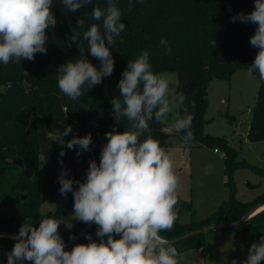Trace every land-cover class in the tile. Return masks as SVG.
Here are the masks:
<instances>
[{"label":"trees","instance_id":"obj_1","mask_svg":"<svg viewBox=\"0 0 264 264\" xmlns=\"http://www.w3.org/2000/svg\"><path fill=\"white\" fill-rule=\"evenodd\" d=\"M94 3L106 7L105 0H94ZM116 3L122 10L121 21L126 27L111 49L114 72L77 100L69 99L60 91L57 68L80 56V48L76 44L69 47L66 41L77 27L78 18L85 20L86 27L94 22L91 20V5L71 13L63 10L59 0H54L52 11L57 25L47 30V54L37 53L34 61L22 59L20 64H0V231L18 233L25 217H32L33 224L38 226L41 218L60 217L73 209L71 193L67 195V202L61 203L57 199L59 161L62 159L63 166L71 170L70 176L83 181L88 161L95 159L99 162L101 147L106 143L105 133L114 126L121 132L127 127L126 118L121 119L120 125L116 124L110 101L119 96L117 84L128 61L144 51L149 53L154 73L178 72L176 93L186 97L184 105L189 113L194 112L193 141L224 152L226 185L230 189L228 199L203 218L197 215L192 201H185L181 212L190 211L191 220H177L171 230L160 235L170 240L212 224L235 222L253 207L264 203V192L253 200L239 199L233 180L238 167L248 166L260 174H264V168L239 160V151L231 145L228 136L205 132V125L210 121L206 117L209 83L214 79L230 80L237 71L247 70L258 51L249 42L255 25L232 21L238 13H250L254 0H133L130 12L127 10L128 0H116ZM161 40L167 41L170 52L161 46ZM80 44L88 60L99 67V61L87 53V43L81 39ZM253 74L259 79L258 73ZM172 86L170 83V88ZM68 125H72L73 132L64 138L65 141L73 135L90 133V151L78 157L74 150L64 148L65 155L60 157L62 146L51 140V134L63 131ZM164 127L163 121L152 122L150 133L145 137L150 134L162 146L168 135ZM175 133L183 139V132ZM247 138L253 142L264 141V81L260 79ZM16 157L22 158L23 166L14 164ZM23 194L27 195L26 199H22ZM47 199L57 202L55 211L42 212L41 206ZM85 226L77 221L63 232L61 236L65 243L71 242L73 239L69 237H76ZM96 228L91 224L85 234L90 233L94 240H98ZM225 229L237 230L242 243L250 247L264 234V209L247 221ZM221 230L224 229L214 232ZM207 233L195 234L172 244L179 254L199 248L207 257ZM85 234L67 249L87 243ZM14 243L11 237L0 236V264H7L5 253L11 251Z\"/></svg>","mask_w":264,"mask_h":264},{"label":"clouds","instance_id":"obj_2","mask_svg":"<svg viewBox=\"0 0 264 264\" xmlns=\"http://www.w3.org/2000/svg\"><path fill=\"white\" fill-rule=\"evenodd\" d=\"M59 2L65 12L71 13L92 6L94 22L86 27L85 20L78 18L75 29L80 31L73 29L66 41L69 47L76 44L80 48V56L57 68L60 91L75 101L113 74L111 49L126 25L116 0H105L106 7L98 6L94 0ZM53 3L54 0H0V64H20L22 59L34 61L37 53L47 54V30L57 25ZM132 7L133 0H128L127 10L130 12ZM232 21L255 25L249 42L258 51L247 74L251 77L258 73L264 81V0H254L250 13H238ZM81 39L87 43V53L99 61V67L88 60L81 49ZM160 43L171 51L166 40ZM170 83L167 76L152 71L147 51L130 59L117 84L119 96L110 101L116 124L126 118L127 127L121 132L114 126L105 133L99 162L88 161L83 181L70 176L71 170L63 166L62 159L59 161V194L65 198L72 194V219L95 224L99 239L85 234L88 242L75 244L69 250L59 231L61 219L41 218L37 226L32 217H25L17 235L11 237L15 243L5 253L7 264H179L177 248L160 233L171 230L178 219L180 178L174 171L172 153L150 134L145 137L152 122L161 123L173 114L170 128L184 133L185 144L194 140V112L189 113L184 105L186 97L170 88ZM174 107L178 111L174 112ZM72 132V125H68L51 134V140L62 146L60 157L65 155L64 148L74 150L78 157L91 150L90 133L73 135L65 141ZM65 226L70 229L72 224ZM262 261L264 234L250 245L242 264ZM232 264L237 261L233 259Z\"/></svg>","mask_w":264,"mask_h":264},{"label":"rangeland","instance_id":"obj_3","mask_svg":"<svg viewBox=\"0 0 264 264\" xmlns=\"http://www.w3.org/2000/svg\"><path fill=\"white\" fill-rule=\"evenodd\" d=\"M158 74L167 76L176 91L179 82L177 71H160ZM258 89L259 79L254 74L249 77L246 69L237 71L230 80H212L208 86L209 107L206 113L210 121L205 125V132L228 136L231 145L239 151V160H246L264 168V163L260 159L261 153L264 152V144L247 138ZM173 110L178 111L175 107ZM163 122L168 135L162 147L172 153L174 171L180 178L177 205L180 214L177 220L182 222L191 220L190 211L185 209L181 212L185 201H192L199 218L209 216L230 195V189L226 185L225 154L221 149L215 151L214 148L196 141L185 144L175 130L170 128L174 122L173 114H169ZM44 162L42 158V164ZM233 180L235 194L243 201L253 200L258 192H264V174L256 172L251 167H238L233 173ZM57 199L61 203L68 200L59 193ZM56 208L57 202L52 199L45 200L41 206L44 213L55 211ZM72 212L73 209L60 217H52L63 221L60 224V234L69 229L65 226L66 223L73 226L77 222L72 219ZM214 231L216 230L207 233L208 258L204 260L201 258L198 264H232L233 259L237 264H242L247 258L249 247L242 243L238 231L233 229ZM232 234L235 235L230 239ZM224 241L226 242L222 243Z\"/></svg>","mask_w":264,"mask_h":264},{"label":"water","instance_id":"obj_4","mask_svg":"<svg viewBox=\"0 0 264 264\" xmlns=\"http://www.w3.org/2000/svg\"><path fill=\"white\" fill-rule=\"evenodd\" d=\"M14 164L18 165V166H23V161L21 157H16L14 159ZM27 195L23 194L22 195V199H26ZM264 209V203L263 204H259L255 207H253L251 210H249L241 219H239L238 221L235 222H226V223H217V224H212L203 228H199L193 231H190L188 233H185L177 238L174 239H170L169 241L174 243L180 240H183L185 238H188L190 236H193L195 234H199V233H203V232H208L211 230H220V229H225V228H229L235 225H239L245 221H247L251 216L255 215L256 213H258L259 211ZM91 224H86V226L81 230V232L76 236V239L72 240L71 242L67 243L66 246L69 247L70 245L74 244L77 240H79L87 231V229L90 227ZM17 233H10V232H6V231H0V236H9V237H14L16 236Z\"/></svg>","mask_w":264,"mask_h":264},{"label":"crops","instance_id":"obj_5","mask_svg":"<svg viewBox=\"0 0 264 264\" xmlns=\"http://www.w3.org/2000/svg\"><path fill=\"white\" fill-rule=\"evenodd\" d=\"M237 73V72H236ZM235 73V74H236ZM234 74V75H235ZM233 75V76H234ZM260 144H264V141L262 142H259ZM215 150V149H214ZM216 151V150H215ZM261 162L264 163V152L261 153ZM262 191L258 192L256 196H254L255 198L261 193ZM237 234V233H236ZM235 234H232L230 239L234 236ZM228 236V235H227ZM226 241L222 242V243H225ZM214 246V245H213ZM224 246V245H223ZM209 256L211 257L210 253H209ZM201 258H203V260L208 257H205L204 254L202 253L201 249H192V250H189V251H186L184 254L180 255L178 257V261H179V264H198V260H201ZM196 259V260H195Z\"/></svg>","mask_w":264,"mask_h":264},{"label":"built area","instance_id":"obj_6","mask_svg":"<svg viewBox=\"0 0 264 264\" xmlns=\"http://www.w3.org/2000/svg\"><path fill=\"white\" fill-rule=\"evenodd\" d=\"M216 151H218L217 149H215Z\"/></svg>","mask_w":264,"mask_h":264}]
</instances>
